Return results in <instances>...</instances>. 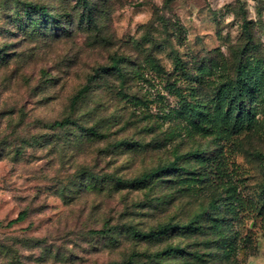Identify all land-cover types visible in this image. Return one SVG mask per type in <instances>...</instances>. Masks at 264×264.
<instances>
[{"label":"rangeland","instance_id":"1","mask_svg":"<svg viewBox=\"0 0 264 264\" xmlns=\"http://www.w3.org/2000/svg\"><path fill=\"white\" fill-rule=\"evenodd\" d=\"M89 2L0 0V264H264V0Z\"/></svg>","mask_w":264,"mask_h":264},{"label":"trees","instance_id":"2","mask_svg":"<svg viewBox=\"0 0 264 264\" xmlns=\"http://www.w3.org/2000/svg\"><path fill=\"white\" fill-rule=\"evenodd\" d=\"M76 4L78 6L81 7V10L79 12V19L80 21H87L88 23L92 22L94 20V12L97 9V6L90 4L89 0H76ZM31 10L28 12V15L31 17V19H33L32 15L34 14H38L40 16V19H42V21H45L46 23H48V25H52L55 26L56 24H60L61 21V15L60 12L58 11V8L54 7V8H50L49 6H44V5H40V4H30ZM68 13V17H69V12ZM7 59V56L5 54V52H3L2 50H0V65L3 64ZM116 67H118V62L116 63ZM82 92L79 94L81 95ZM70 124V120H63V121H56L53 124L50 125V127L52 128H63L66 127L67 125ZM204 153L199 152L196 155V159L198 157L203 158ZM171 170H177V164H173L169 166ZM219 169V168H216ZM215 169V170H216ZM210 173L207 171L205 172V176H209ZM218 175V174H217ZM238 209L239 210H244L248 209L250 211H252L253 213L258 211V208H256V204L251 201V202H247L245 201L243 198H238ZM26 217V213H21L18 218L16 220H14L13 222H11V224H16L19 222H22ZM171 229H173L172 227H168L167 229L163 230V231H159L160 234L165 233L166 231L169 232ZM112 231V229H109L108 227L104 228L103 230L100 231H94L95 234H101V235H106L109 234ZM182 252L181 249L176 248V247H170L167 250H165L162 255L165 256H171L174 254H178Z\"/></svg>","mask_w":264,"mask_h":264}]
</instances>
